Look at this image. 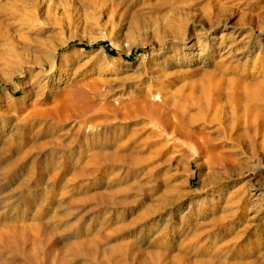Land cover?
Masks as SVG:
<instances>
[{
	"label": "bare ground",
	"instance_id": "obj_1",
	"mask_svg": "<svg viewBox=\"0 0 264 264\" xmlns=\"http://www.w3.org/2000/svg\"><path fill=\"white\" fill-rule=\"evenodd\" d=\"M125 1L0 0V76L3 80H14L24 71L26 75L22 97H14L4 90L0 98V154L10 152L13 143L1 140L4 129L11 132L23 126H39L34 134L20 142L19 153L10 152L11 163L0 169V178L7 179L15 167L23 169L29 159L38 157V151L55 144L49 134L42 142L36 137L41 133L45 135L50 128L60 131L63 127L67 118L57 111L59 102L66 103L77 95L87 94L102 103L96 111L75 119L74 127L80 140L75 145L76 150L68 148L65 154L52 158L51 164L36 173L33 184L30 178L24 181L28 187L31 184L34 197L24 201L25 215L16 217L0 211V264H80V257L84 256L95 264H214L203 249V231L198 223H189L192 226L173 248L162 247L163 239L169 235L166 223L154 233L156 240L146 247L136 246L131 241L119 243L108 251L102 247L109 233L128 234L150 215L174 207L181 197L169 184L170 175H165L162 181L161 194L152 195L150 203L132 218L130 225L123 224L118 215L113 217L114 212L107 211V204L114 197L111 188L119 185L125 166L131 169H124L126 177L134 176L137 169L133 166L158 159L170 162L175 150L182 145H194L199 155L209 160L208 165L213 166L222 161L223 146L214 144L215 138L208 134L242 129V136H247L253 127L264 121V39L247 32L238 37V45L230 34L221 33L213 38L206 34L194 37L192 43L182 40L171 45L169 38L178 39L180 33L176 23L172 18L159 23L156 15H151L152 37L156 49L163 51L140 54L134 68L124 67L102 47L61 51L68 41L61 36L64 26L59 16L62 13L71 24L76 8L89 6L128 14L137 22L143 13L140 10L129 12L123 4ZM178 1L196 5L201 0ZM210 1L206 0L207 7ZM162 4L159 0L151 4L153 14ZM91 20L93 24L88 30H97V20ZM117 28L110 29L113 39L120 36ZM125 36L134 38V31ZM70 83L74 86L69 87ZM24 100L29 102L24 105ZM110 100L117 105L111 106ZM19 103L22 105L17 107ZM96 116L100 119L94 121ZM100 125L113 128L109 137L99 135L97 126ZM32 167L37 168L36 164ZM148 171L135 179L146 180L145 183L154 179L155 173ZM205 182L206 179H201L200 186ZM223 183L212 180L208 184L219 196ZM214 196L212 193L208 199L203 197L197 201L193 214L198 217L203 214L202 207L208 202L213 209L219 199ZM240 198L236 195L224 201L223 214L212 219L213 225L220 224L221 228L228 226L227 230H233L236 227L230 235L234 244L252 227L248 221L251 217H245L244 223L240 220L241 226L237 224V212L245 209ZM86 199L106 203L101 209L105 215L95 226L73 230L66 217L76 202ZM31 211L33 214H26ZM182 221L181 218L179 225ZM262 253L260 260L264 264Z\"/></svg>",
	"mask_w": 264,
	"mask_h": 264
},
{
	"label": "rangeland",
	"instance_id": "obj_2",
	"mask_svg": "<svg viewBox=\"0 0 264 264\" xmlns=\"http://www.w3.org/2000/svg\"><path fill=\"white\" fill-rule=\"evenodd\" d=\"M154 1L155 0H126L123 3L129 12L137 10L139 12L140 10V12L143 13L142 17L138 19L137 22H133L128 14L126 15L106 9L101 10V8L89 6H78L72 14L71 24H69L68 19L65 17L64 13H62L59 16L64 26L61 36L63 38L67 37L68 41L66 45L62 47L61 51H66L70 48L90 50L102 47L108 56L121 62L124 67L127 65L129 68H134L139 62L140 54L147 55L152 50H154L156 54H160L163 51L162 49H156L155 41L152 37L153 23L150 18L151 15H156L159 23H163L164 19L172 18V20H174L177 27L176 29L180 30L181 34L179 33L178 39L169 38V44L171 45H177L175 43H179L182 40L192 43L195 41L196 37H203L202 35L206 34L208 37L210 36V38H213L221 33L224 35L230 34L231 37H234L232 40L236 44L239 38L247 32L255 38L261 37L264 39V0H211L210 7H207L206 0H201L202 2L200 1L196 3V5L188 4L187 2H179L178 0H159V3H163L162 7L157 13L153 14L154 12L151 11V4ZM91 19L97 20V30H88V27L91 28L93 24ZM111 28H117L120 31V36L116 39H113L110 35ZM131 30L134 31V38L126 37L125 35ZM129 72L130 71H127V73ZM123 73L125 72H121V74ZM25 80V71L24 74H17L14 80H3L0 76V98L4 90L14 97H22V88ZM71 86L73 87L74 85L71 84L69 87ZM26 102L29 101L24 100L23 104H27ZM66 103L59 102L57 104V111L59 114H63L67 118L60 131L55 130V128H50L52 131L48 130V132L45 133L46 136L41 133L36 137L39 142H42L48 138L47 134H49L55 144L44 147L43 150L38 151V157L29 159L25 167L23 166V169H17L15 167L13 174L7 179L0 178L1 212L4 210V212H7V215L12 214L16 217L25 215L26 210H24V201L26 198H34L30 186L35 181L34 179H36L38 172L44 170L48 164H51L53 162L51 161L52 158L68 152V148H74L76 150V146L80 143V140L78 141L79 133L77 132V128L76 126L74 127L75 119L81 115L96 111L102 104H100L99 100L91 99L87 94L77 95ZM108 103L112 104L111 106L114 107L117 105L113 100L108 101ZM21 105L22 103H19L17 107ZM99 119L100 117L96 116L94 121ZM111 126H97L99 135L102 137H109L113 129ZM38 128V125L32 128L23 126L18 130L12 129L13 131L11 132L4 129L2 131L3 135H1V140L5 139V142H13L10 146V152L16 154L21 151L20 142L23 138H25V136L30 137ZM233 130L230 132L227 130L226 133L218 130L208 134L210 137L215 138L214 144L219 143L218 145L222 144L221 146H223L221 150V157L223 159L214 164L215 166L208 165L209 160L201 156V154L199 155L194 145L191 147L182 145L177 148L170 162H164L162 159H158L150 163L144 162L133 166V169H137V174L134 176L129 175L126 177L128 174L125 173L126 171L124 172V169H130V166H125L123 173H121L119 185H114L111 188L114 197L111 203L107 204V207L111 208H108L107 211H113V217L116 215L120 216L123 224L130 225L132 218L136 217L139 212L150 203L153 198L152 195L155 197L161 194L164 188V182L162 181H164V178L168 175L171 176L169 184L173 185V189L179 192H177V195L181 198L171 209H163L160 212L150 215L148 220L140 221L139 227H136L128 234H121L122 231H113L109 233L108 239L104 241L102 247L108 251L111 250L113 246L126 241H131L135 243L136 246L139 244L138 246L146 247L150 241L156 240V238H154L155 234L166 223L169 235H166L163 239L164 242L162 247L169 249L178 244V241L182 238L184 233L192 226L190 224L198 223L201 231H203L201 237L203 249L206 254H210L211 258L214 260V264H216V262L217 264H241L242 262L247 264H261L260 259L263 256L262 252H264V121L253 127L247 136H242V129ZM23 132L25 135H23ZM89 136L90 135L86 138H90ZM192 148L194 149L192 150ZM10 152L5 153V155L4 153L2 155L0 154V169L11 163L12 154ZM33 164H36L37 168L33 169ZM147 170L155 173L154 179L147 183H145L146 180L138 181L135 179L140 178V173L142 174V172L144 173ZM211 177L212 179H208ZM27 178L31 179L29 187L27 186V182L24 183ZM201 179L207 180L202 187L200 186ZM212 180L224 182V187L222 186V192L219 196H217L216 192L211 191V185L208 183ZM102 181L104 182V179H102ZM127 181L128 183H126ZM212 193L215 195V198H219L217 205L212 209L211 203L208 202V205L206 203V205L202 207L203 214L199 215V217L194 215L192 210L197 207L194 204L203 197L208 199V196ZM235 194L241 197L240 199L243 201L245 207L242 212H237L238 226L244 223L243 220H246L245 217H251L248 221L252 223V227H250L245 237L240 240L239 243H236L237 245L231 241L232 233L237 230L236 227H234L233 230H227L226 228L228 226L221 228L220 224L216 223L213 225L212 222L213 217L223 214L221 211L223 202L229 199L232 200V198L236 196ZM105 205L106 203L104 202H98L92 199L78 201L74 204V208L70 210L66 217L67 224L73 230H84L88 228V225L89 227L95 226L105 215L102 213L103 211H101ZM245 210L247 212H245ZM26 214L31 215L33 211L29 213L26 212ZM181 218L183 221L179 225ZM80 261V264H95L94 261L86 256L80 257Z\"/></svg>",
	"mask_w": 264,
	"mask_h": 264
}]
</instances>
